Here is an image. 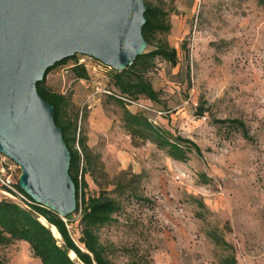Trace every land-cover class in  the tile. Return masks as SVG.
Masks as SVG:
<instances>
[{
    "label": "rangeland",
    "instance_id": "374dc122",
    "mask_svg": "<svg viewBox=\"0 0 264 264\" xmlns=\"http://www.w3.org/2000/svg\"><path fill=\"white\" fill-rule=\"evenodd\" d=\"M146 1L162 2L170 11L165 40L176 49L178 65L157 60L148 75L165 106L138 104L155 111L146 113L157 126L196 142L203 158L193 154L181 165L150 144L134 146L120 128V106L108 99L111 72L103 64L92 61L86 81L72 73L74 60L51 71L47 85L71 97L80 118L87 114L84 126L99 144L103 171L110 179L125 172L128 182L134 174L143 177L141 194L149 202L124 199L116 222L101 230V241L113 247L116 264H219L224 252L207 237L217 228L235 247L238 264H264V9L257 0ZM202 98L209 112L199 119ZM213 119L244 120L256 142L240 135L226 140ZM88 181L89 194H98ZM199 212L204 220L196 218ZM79 219H72L75 239ZM10 250L1 252L5 261L17 256Z\"/></svg>",
    "mask_w": 264,
    "mask_h": 264
},
{
    "label": "trees",
    "instance_id": "16d2710c",
    "mask_svg": "<svg viewBox=\"0 0 264 264\" xmlns=\"http://www.w3.org/2000/svg\"><path fill=\"white\" fill-rule=\"evenodd\" d=\"M257 1L264 9V0ZM144 3L147 9L145 14L147 23L143 28V37L148 49L132 66L122 72H116L103 65L111 72L108 99L120 106L122 110L120 128L125 131L134 146L150 144L172 162L186 165L193 154L203 158L200 146L191 139L174 135L157 126L144 111L133 113L124 101L125 99L135 103L146 102L152 108L165 106L161 99L162 93L155 90L148 75L156 68L157 60H162L174 68L178 65L176 49L165 40L172 29L170 11L162 2L152 4L144 0ZM184 51L186 58L189 59V51L185 47ZM79 57L58 64L47 72L43 82L37 84L39 95L54 107L56 125L61 129L71 154L69 174L76 186L78 203L74 215H80L76 227L78 239L73 237L72 232L74 215L63 219L57 213L37 204L26 210L7 198H0V264H6L1 252L11 249L17 242L27 243L33 258L39 260L40 264H116L113 260V247L101 241V230L116 222V216L123 211L124 199L149 202L141 194L143 180L141 175L134 174L128 182L125 179V172H120L117 177L110 179L109 174L103 171L101 153L97 152V146H91L90 133L86 132L84 126L87 114L82 113L80 118L71 97L55 92L47 85V76L51 71ZM71 71L78 80L86 81L89 78L88 70L83 66H75ZM207 104L203 98L200 100L195 113L199 119L209 112ZM212 123L225 131L226 140L233 135H240L246 142L252 144L256 142L244 120L213 119ZM200 178L205 184L209 182L204 174L200 175ZM88 179L99 188L98 194H89ZM16 182L20 190L18 181ZM110 187H113L111 191ZM195 202L202 210L206 209L203 202ZM196 218L204 220L205 214L199 212ZM41 219L47 225L43 224ZM51 228L56 229L59 239L54 236ZM207 237L224 252L219 264H238L235 247L221 236L217 228L209 231ZM71 253L76 259H72Z\"/></svg>",
    "mask_w": 264,
    "mask_h": 264
},
{
    "label": "water",
    "instance_id": "95a60500",
    "mask_svg": "<svg viewBox=\"0 0 264 264\" xmlns=\"http://www.w3.org/2000/svg\"><path fill=\"white\" fill-rule=\"evenodd\" d=\"M146 10L144 0H0V155L20 168V190L63 219L78 208L71 154L37 84L76 56L132 66L148 49Z\"/></svg>",
    "mask_w": 264,
    "mask_h": 264
},
{
    "label": "built area",
    "instance_id": "2783aa9c",
    "mask_svg": "<svg viewBox=\"0 0 264 264\" xmlns=\"http://www.w3.org/2000/svg\"><path fill=\"white\" fill-rule=\"evenodd\" d=\"M92 61L94 60L89 57L80 56L77 60L74 61V64L71 68L75 66H83L87 70L90 67H92V69H95L92 64ZM68 72L69 69H66L65 74H68ZM108 94L110 93L108 92ZM124 101L128 104L129 107L134 106L144 112H155L153 109L145 107L141 104L130 102L125 99ZM0 162V196L11 200L23 209L30 210L32 205H35L36 203H34L31 198H29L23 191L19 190L16 186L17 182L15 180V173L17 170H20V168L14 162H12L10 159L3 155H0Z\"/></svg>",
    "mask_w": 264,
    "mask_h": 264
},
{
    "label": "crops",
    "instance_id": "0c3cea01",
    "mask_svg": "<svg viewBox=\"0 0 264 264\" xmlns=\"http://www.w3.org/2000/svg\"><path fill=\"white\" fill-rule=\"evenodd\" d=\"M91 138V134H90ZM93 139H91V146H95ZM99 145V144H98ZM97 145V146H98ZM1 168V162H0ZM12 252H16V257L9 259L6 261V264H40L39 260L33 258L30 252V246L25 242H17L11 250Z\"/></svg>",
    "mask_w": 264,
    "mask_h": 264
},
{
    "label": "bare ground",
    "instance_id": "6f19581e",
    "mask_svg": "<svg viewBox=\"0 0 264 264\" xmlns=\"http://www.w3.org/2000/svg\"><path fill=\"white\" fill-rule=\"evenodd\" d=\"M41 221H42L43 224L47 225L46 222H45L43 219H41ZM53 231H54V235H55V237H56L57 239H59L60 236L58 235V233H57V231H56L55 228H53ZM70 256L72 257V259H76V258H75V255H74L73 253H71Z\"/></svg>",
    "mask_w": 264,
    "mask_h": 264
}]
</instances>
